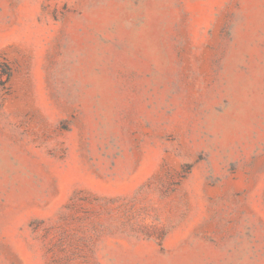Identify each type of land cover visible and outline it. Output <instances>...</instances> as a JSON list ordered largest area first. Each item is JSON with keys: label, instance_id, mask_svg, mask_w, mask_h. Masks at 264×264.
<instances>
[{"label": "rangeland", "instance_id": "rangeland-1", "mask_svg": "<svg viewBox=\"0 0 264 264\" xmlns=\"http://www.w3.org/2000/svg\"><path fill=\"white\" fill-rule=\"evenodd\" d=\"M0 264H264V0H0Z\"/></svg>", "mask_w": 264, "mask_h": 264}, {"label": "trees", "instance_id": "trees-1", "mask_svg": "<svg viewBox=\"0 0 264 264\" xmlns=\"http://www.w3.org/2000/svg\"><path fill=\"white\" fill-rule=\"evenodd\" d=\"M10 75H9V73L7 74V77H9Z\"/></svg>", "mask_w": 264, "mask_h": 264}]
</instances>
